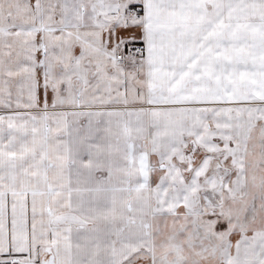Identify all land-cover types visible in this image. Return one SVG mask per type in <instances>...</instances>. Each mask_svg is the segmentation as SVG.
I'll list each match as a JSON object with an SVG mask.
<instances>
[{"label":"snow or ice","instance_id":"obj_1","mask_svg":"<svg viewBox=\"0 0 264 264\" xmlns=\"http://www.w3.org/2000/svg\"><path fill=\"white\" fill-rule=\"evenodd\" d=\"M0 264H264V0H0Z\"/></svg>","mask_w":264,"mask_h":264}]
</instances>
